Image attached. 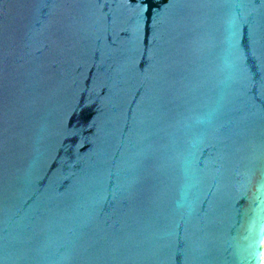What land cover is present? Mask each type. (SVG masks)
Masks as SVG:
<instances>
[{"label":"water","instance_id":"95a60500","mask_svg":"<svg viewBox=\"0 0 264 264\" xmlns=\"http://www.w3.org/2000/svg\"><path fill=\"white\" fill-rule=\"evenodd\" d=\"M0 264H264V0H0Z\"/></svg>","mask_w":264,"mask_h":264}]
</instances>
